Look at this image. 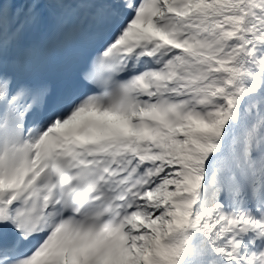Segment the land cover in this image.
<instances>
[{
    "label": "rangeland",
    "instance_id": "374dc122",
    "mask_svg": "<svg viewBox=\"0 0 264 264\" xmlns=\"http://www.w3.org/2000/svg\"><path fill=\"white\" fill-rule=\"evenodd\" d=\"M7 1L8 0H0V13L4 10L3 6ZM173 1L175 0H153L148 4L146 9H143L145 13L139 16V18H143L147 13H152L154 18H163L166 16V13L169 12V7ZM240 1H245L247 4L246 9L242 10L241 13L239 12L241 18H251L262 21L261 15L264 13V0ZM206 2L211 6L207 7ZM40 4L33 0H12L10 5L8 4V7L4 10L6 14L5 19L6 17L7 19H12V22L9 21L7 29L10 25H13L12 23L15 22V18H19L18 12L21 7L29 6V10L35 12V7L38 8ZM239 5L240 2L238 7ZM14 8H17V14L14 12ZM234 8L237 9V7ZM218 9L221 10L218 0H194L189 13L183 14L177 19L173 18V22H176V25L170 27L169 23H167L165 24V29L161 32L150 30L145 21H143V23L138 22L137 25H134V22L129 26V30H127L123 36L130 32L125 36L124 40L131 42L140 37H147L148 48L144 52V57L150 61L149 71L135 83L134 87V91H139L142 95L143 101L141 103L134 102L129 106H121L118 102H113L106 106L92 103L85 106L75 117L58 121L61 126L74 124L79 116L85 111L90 110L94 113V122L78 137V139L84 140L105 136L109 131L108 127H110V125L116 126L120 124L123 128L122 130L128 131L132 136V140L126 139L127 141H123L120 144L123 157H125L126 162L130 164L131 168H136L137 165L134 155L129 156L128 153L130 152L128 151L134 149L135 140L144 134H147L151 140V146L149 147L153 150L156 161L139 172V176L134 178V183L137 185V190L135 192L136 196L131 199L128 205V209L133 210L131 213L127 211L124 222L117 228H108L105 232L97 234L92 242H87L84 237H81L80 244L69 249L67 244H71L75 239V236H72V238H69L70 242L62 245V247L58 249L54 255L55 262L53 264H136L138 262L140 263V261L144 262L146 258L145 255L149 251L152 252L157 246V241L165 237L166 233L156 238L150 237V229L146 226L147 219L153 216V214H159L161 209H164L165 205H167L170 200V197L167 196L164 190V183L171 180L170 176L173 172H178L183 168L184 156L181 155L183 146L185 147L189 143H193L190 142L191 138H193L192 134H203L208 130V127L202 123L194 122L189 119L184 126L170 133L168 131L166 132L165 126L156 122L150 114L152 110L157 109V106L149 105L152 102V97L148 95L158 93L161 98L166 94L169 96H177L183 92V89H187L188 83L186 82L184 84L185 81L179 78L183 67H185L182 58L183 54L179 48H188V39L186 40L187 33L184 26L197 25L199 26L201 34L208 32L214 34L215 32L212 31L213 23L211 15ZM172 14H169L168 17L172 18ZM2 22L3 25L7 24L5 20H2ZM219 29L220 28H218V30ZM223 29L224 28H222V30ZM226 31L229 35L230 42L227 48L220 53L221 55L219 57L223 61L232 59L236 50L239 48L233 31L229 28ZM136 34H140V36L136 37ZM167 58L169 59L167 60ZM170 65L171 67H169ZM255 72H257V70H254L251 75L256 76ZM156 73H158L157 76ZM255 86V80H249L245 84V91L249 96L256 94ZM198 140L199 139H197V141ZM207 145L206 143H201L200 147L203 150ZM165 146H169V149L168 147L165 148ZM195 155V161L202 158L201 150L195 152ZM4 161L5 158L2 150L0 154V185L7 186L11 185V183L5 180L6 171L3 167ZM262 166L259 169L260 171L258 170L259 172L257 171V173L253 175L255 183L250 182L248 184L250 198L244 197L239 207L243 212L249 213L253 220L258 219V223L262 224L264 227V188H262L264 185V169ZM257 189H262V199L261 201L255 200L254 202L253 199L257 191H259ZM165 226H167V230L170 231L173 225L167 222ZM53 229L55 231L58 228L56 227V229ZM262 231L264 233V228ZM194 234L196 235V233ZM110 237H116L114 239L116 240V244L115 248L109 252L105 250V248L110 244ZM55 244L57 245L58 243L54 240V235L52 234L50 238L47 237V240L43 239L40 250H45L49 245L51 247ZM257 245H261L262 250H258ZM112 246L113 244L111 247ZM234 247L236 248L237 245H234ZM241 247L243 248L244 246ZM255 249L258 254L253 255L252 253L251 261L253 264H260V255L264 250V234L253 240V245L249 247L250 253ZM84 252H86L85 260L80 257L81 253ZM234 253H239L237 248L234 249ZM134 258H137V262L134 261ZM262 264H264L263 258Z\"/></svg>",
    "mask_w": 264,
    "mask_h": 264
},
{
    "label": "trees",
    "instance_id": "16d2710c",
    "mask_svg": "<svg viewBox=\"0 0 264 264\" xmlns=\"http://www.w3.org/2000/svg\"><path fill=\"white\" fill-rule=\"evenodd\" d=\"M193 1L182 0L175 9V18L189 13ZM234 1L237 0H219V3L225 6ZM157 19L151 16L147 24L150 29L161 32L164 28L157 23ZM175 25L176 23L173 27ZM187 29L191 31L188 37L190 46L202 52L219 53L224 51L230 42L226 32L217 33L214 38H210L205 35L199 36V26L190 25ZM261 30L262 28H260L262 33ZM261 56H264V37L256 49L258 61ZM187 64L189 69L183 72L186 77L209 81L211 85L225 86L224 71L213 59L205 58L195 61L188 57ZM257 87L256 94L250 97L249 102L252 122L245 126L243 134L236 142L237 151L229 160L236 172L229 171L221 176V170L217 171L200 197L199 205L192 217L188 215L186 208L194 199L189 188L196 184V174L186 168L173 172L170 176L171 180L164 183V190L170 197L168 204L159 214H153L146 222L151 232L150 237L156 238L164 233L166 235L163 239H158L157 246L145 255L144 262L140 261L136 264H241L242 261L247 262L248 255L235 258L228 246L231 222L239 220L248 231V234L239 237L238 241H248L249 236L251 237L259 230L256 222L249 219L247 215L241 217L242 211L238 208L241 196L247 194V186L243 180L253 171H257L261 164L264 166V84ZM186 106L185 110H178L174 101L169 98L163 105L152 110L151 114L155 120L165 123L169 131L182 127L188 119L204 123L208 127L206 131L208 137L215 133L219 121L225 117L227 111L226 97L210 91L189 96ZM200 142L207 143V140L201 137ZM190 147L196 151L199 149L198 145H190ZM260 155L263 158H260ZM233 209L234 212H232ZM167 222L173 225L170 231L165 226ZM189 227H198L201 230L200 237L191 244L189 251L177 262L175 252L185 241V233ZM114 247L115 245L110 247V251ZM136 259L134 258V261Z\"/></svg>",
    "mask_w": 264,
    "mask_h": 264
},
{
    "label": "bare ground",
    "instance_id": "6f19581e",
    "mask_svg": "<svg viewBox=\"0 0 264 264\" xmlns=\"http://www.w3.org/2000/svg\"><path fill=\"white\" fill-rule=\"evenodd\" d=\"M11 0H8L4 6L3 9L6 10L8 7V2ZM83 0H73V8L75 9L78 4H81ZM209 1V0H206ZM207 3V7L211 6L210 4ZM4 10L1 11L0 13V32H3V24L1 23V20L5 18V13ZM30 12V11H29ZM36 13H27L21 17L20 20V25L21 26H28L30 27L31 23H28V21L35 20ZM15 26V25H14ZM9 32V31H8ZM7 33V32H6ZM128 42L122 43L123 48L126 47ZM91 104L88 103L87 105ZM91 114V112H90ZM93 114V112H92ZM109 132H112L114 130L117 131L116 136H112L111 134L105 135L103 137H98V140H103L104 145L103 148H109L111 150H115V157H112L110 159H104L105 164H107L109 161L115 160L117 157L119 158V162L117 165V168L113 170V175L115 176L114 179H119L120 180V186H121V191L119 192L118 196L120 200H124L123 205H126L130 201V198L132 197V193L135 190V187L132 183L134 176L139 172V170H132L130 171V168L127 163H124L123 159L120 158L118 151V143L120 141H123V134L126 132H122V126L120 124L118 125H110ZM38 141V138L36 137V131H33L29 133L27 136H25L23 139H18L15 137H10L7 136L4 141H3V149L5 150V157L6 161L4 164V168L6 169V181L10 182L11 185L3 186L0 185V187L9 194V196L16 195L17 196V203L20 202L19 198V193L20 191L17 189V184L18 182L24 178V176L32 169L31 163V153L34 150V143ZM78 140L76 139L73 144L74 146H77ZM169 149V146H165V148ZM7 149V152H6ZM163 158V156H162ZM161 159V156H160ZM141 168V167H140ZM139 168V169H140ZM114 169V168H113ZM119 175V178L116 176ZM32 211L35 210V206L32 205L31 207ZM31 210L28 211L27 216L25 218H20L19 215H17V218L19 220L20 224V230L23 232L21 234V241H29L34 234L37 233H43L46 234L45 238L47 240V236L51 237V235H54V240L56 242H60L61 244H64L65 242H69L70 240L64 239V236L67 234V226L66 224H62V228L56 229L54 232L51 229V224H49L47 227H44V224H41L40 227H37L39 223H41L37 218L34 217V214L32 213ZM41 241V240H40ZM81 238L78 233H76L75 239L71 242L72 246H76L80 244ZM52 245L49 249H53ZM83 260L86 259V252L81 253L80 256ZM54 259V258H53ZM38 264V262H37ZM49 264H53V261L49 262Z\"/></svg>",
    "mask_w": 264,
    "mask_h": 264
}]
</instances>
